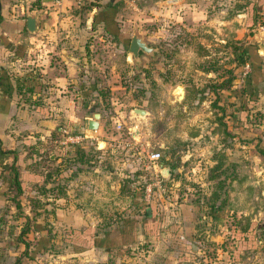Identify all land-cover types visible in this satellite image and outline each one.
<instances>
[{"label":"rangeland","instance_id":"obj_1","mask_svg":"<svg viewBox=\"0 0 264 264\" xmlns=\"http://www.w3.org/2000/svg\"><path fill=\"white\" fill-rule=\"evenodd\" d=\"M263 1L117 0V28L124 34V41L103 38L92 44L97 72L87 74L96 77L102 87L101 102L93 110L102 114L100 132L98 128L91 130L98 133L85 139L82 147L79 145L84 154L81 163L72 157L76 153L73 146L71 153L65 152V163L63 154L58 152L63 162L59 174L51 169L60 160L52 163L43 159V154L36 167L22 174L24 187L19 209L7 199L0 201V218L6 220L0 223V244L11 250L6 253L0 249V257L8 254L7 258L12 259V253L17 257L23 250L21 243L18 249L10 245L16 242L18 228L26 215L31 224V232L25 236L31 243L28 253L33 251L32 258L21 256L19 264H167L158 257V250L154 251L155 242L146 238L147 224H151L150 230L155 224L153 229L158 231L167 212L163 206L172 208L178 204L176 200L198 199V205H194L197 211L190 222L193 231L187 235L190 251H181L185 257L177 255L181 261L176 258L172 264H224L210 237L218 234L223 224L238 227L237 224L246 223V218L253 219L251 222L257 228L264 224V161L255 154L256 148L264 150V138L246 139L252 134L264 136V102L260 109L247 113L243 125L232 123V118L238 116L237 91L243 88L249 68L245 70V62L237 61L230 48L232 42L235 45L240 42L251 45L256 54L264 56V11L256 13L255 25L248 29L244 8L247 2H260L264 6ZM84 18L81 17V24L85 23ZM132 34L156 48L152 56L140 53L138 63L127 57ZM228 78L230 83H225ZM179 88H182L181 97H178ZM241 93L244 94V89ZM134 108L144 110V116L132 114ZM239 130H246L240 134L245 137L225 138V131L237 136ZM41 147H46V154L53 151L50 145ZM219 148L227 152L230 160H238L236 157L240 155L236 177L241 182H231L227 191L229 207L225 206L228 210L221 213L229 218L210 222L205 179L213 164V153ZM152 152L160 153L158 160L148 159ZM1 156L5 159L12 155ZM169 163L176 165L172 176L159 178V171ZM3 170L0 166V192L8 196L12 190L2 181ZM30 171L40 172L38 176L52 171L50 185L43 189L35 185ZM156 181L162 190L154 185ZM56 183L62 185L63 195L53 198L55 193L60 194L53 188ZM34 198L38 201H33ZM158 198L165 199V203L161 204ZM70 207L79 211L74 218L79 225L90 226L95 234L102 236L104 246L110 245V240L120 244L101 255L95 249L70 252L64 248L71 240L65 241L70 230L61 213L56 216L53 211L60 209L63 213V209ZM144 208L151 210L154 217H144ZM35 210L40 215L32 220ZM125 220H133L135 227L129 232L131 241L121 242L129 238V234L122 235L121 231ZM34 223L38 231L32 228ZM262 228L257 236L258 249L237 254L244 257V264H264ZM158 242L164 243L161 238ZM175 256L173 253L172 258Z\"/></svg>","mask_w":264,"mask_h":264},{"label":"crops","instance_id":"obj_2","mask_svg":"<svg viewBox=\"0 0 264 264\" xmlns=\"http://www.w3.org/2000/svg\"><path fill=\"white\" fill-rule=\"evenodd\" d=\"M116 1L97 0L95 3L88 1L80 5H71L70 1L66 0L59 12L54 8L51 0H0V150H9L14 153V165L18 166L20 174L24 175L30 168L36 167L38 160L47 153L45 152L46 147L41 146L47 144L53 148V151L48 153L50 160H54L59 153L63 155L66 151L71 153V146L74 145L62 144V140H59L60 137L63 138L60 129L68 128L71 134L82 135L84 139L79 143L81 147L85 139L94 135L92 133L100 132V120H102L100 113L97 122L99 130L91 132L87 128V122L91 118L93 110L101 102L100 91L102 88L96 77L90 78L87 77V74L88 72H97L96 64L93 65L92 60L94 58V54L91 53L92 44L102 41L103 38L116 39L114 35L108 34L104 30V27L112 23L119 27L117 6H112ZM13 8L16 10L18 8V10L15 11ZM110 10H112V16H104L103 13ZM27 15L36 18L35 32H29L26 29ZM81 17L85 19L84 24H81ZM118 31H121L120 28ZM262 52L264 53V50ZM259 55L264 77V56ZM89 64L90 66H88ZM244 85L243 83V88L237 91L238 111L236 112L238 116L235 115V118H232L234 125L237 123L243 125L247 113L254 109H260L261 102H264V83L248 85L251 89L255 88L252 105L247 104L248 95L245 92L241 93ZM262 112L264 113V111ZM61 122L63 123L60 124ZM243 131L239 130L237 136L231 132L234 135L233 139L245 137L240 135ZM255 137L264 138L263 135L252 134V136H246V139ZM241 143L244 144L245 141ZM240 152L242 151L240 150ZM255 154L261 161H264V155H260L256 150ZM236 158L238 159H235L236 162L239 161L240 164V155ZM7 159L10 162H7ZM56 161H59V158L52 163H57ZM6 162L10 165L12 156L3 159L0 154V166H5ZM167 168L169 171V167ZM36 174H40V172L30 171L31 179ZM2 175L4 176H1L2 181L8 188L10 182L8 170L4 168ZM228 195L227 193V200L230 199ZM6 199L7 195L0 192V201L3 202ZM158 200L161 201V204L163 201L165 203L163 198H158ZM227 206L229 207V205ZM163 207L167 212H164L165 220L162 228L155 234H148L146 238L151 243L155 242L154 251L158 250V257L167 264H172V261L178 258L177 255L181 256V251H190L191 241L187 240V235L193 231L190 222L193 221L197 209L188 203H178L172 208ZM222 210L227 211L228 209L223 208ZM78 212L70 207L63 209V213L62 210L56 209L54 215L58 216L61 213V216L65 218L68 230L84 231L90 226L79 225V222L74 219L77 218ZM242 214L245 215V213ZM217 215L220 220L223 219V222L229 218L228 214L221 213V211ZM249 220L253 221V219ZM14 227L18 228L17 225ZM229 227H231L229 223L223 224L219 233L210 238L215 243L216 252L220 251L219 256L224 264H244L245 260L242 261L244 257L240 255L248 250L258 249L257 244L260 241L255 235L254 241L250 243L251 248L246 249V241L237 240L234 242L225 235ZM36 231L38 230L36 229ZM39 231L40 233L44 232L43 229ZM256 231L257 228L253 233L255 234ZM93 233L92 242L89 245L86 244L87 242L82 244L65 243L64 248H68L70 252L95 249L101 255L108 254L110 249L120 244V242L112 241L110 245L104 246L102 236ZM160 238L164 243L158 242ZM221 245L222 247H220ZM10 246L18 249V242ZM219 247L220 249H218ZM0 249H4L3 252L6 251V253L11 251L7 250L6 244H0ZM233 251L240 255L231 261L229 257L233 255ZM173 253L176 255L175 259L172 258ZM12 254H14L12 259L7 258L8 254L0 257V264H15L16 253ZM183 257L185 255L181 256V258ZM245 258L248 259V257ZM179 261L181 260L179 259Z\"/></svg>","mask_w":264,"mask_h":264},{"label":"trees","instance_id":"obj_3","mask_svg":"<svg viewBox=\"0 0 264 264\" xmlns=\"http://www.w3.org/2000/svg\"><path fill=\"white\" fill-rule=\"evenodd\" d=\"M91 2H97V0H93ZM264 3V1H263ZM116 3L112 4L115 5ZM114 7V6H113ZM245 13H246V22L245 25L248 29H252L253 26L255 25V15L258 12H263L264 11V6L263 4H261L260 2L257 4L256 2H247L245 4ZM114 9V8H113ZM111 11H105L103 14L104 16H108L111 17ZM104 30L106 33L108 34H112L114 35V37L119 40L120 42L124 41V34L118 31L117 26L115 25V23L112 24H108L106 27H104ZM239 43L238 45H235L234 42L231 43V51L233 52V54H235V59L238 61H243L247 64L248 68H249V73L244 76V92L246 93L247 96V104H253V99L255 98L254 95V91L255 88L251 89L249 88L248 85L251 84H257L259 82H261L262 84L264 83V78L262 76V61L261 59L258 57V55L256 54L255 48L252 47L251 45H244V43H240V42H236ZM253 48V49H252ZM244 63V64H245ZM231 78V76H230ZM230 78H228L225 83H230ZM101 93V91H100ZM252 107V106H251ZM250 107V108H251ZM225 138L230 137L231 139H233V135L231 134V132H224ZM224 137V136H223ZM224 138V139H225ZM258 138H255V140L258 141ZM243 139H241L242 142ZM238 141H240V139H238ZM244 142V140H243ZM80 144H76L73 146V148L76 150L73 159L74 160H78V162L81 163V161H83V153L81 152V148L79 146ZM232 147V146H231ZM231 151V150H230ZM256 151L260 154V155H264V150L260 149V148H256ZM9 153L12 155V163L9 166H3V168L8 170L9 176H10V182H9V186H8V190H12V194H9L7 196V200L10 201L13 204V207L17 210L20 208V203H19V197L21 196L22 192H23V183L21 182L23 179L22 174H20L17 170V166L14 165L15 162V155L12 151H2L0 150V154H6ZM160 154V153H159ZM65 154L61 157H63V162L65 163ZM58 155H56V157L54 158V160H56L57 158H60ZM213 164L212 166L208 169L207 171V178L205 179L206 181V186L208 187V192H209V196L207 198V202H208V206H207V217L210 219V222L216 221L219 222L220 217H218L217 213L220 212L225 206H227V191H229L230 189V183L234 182V181H238L241 182L240 179H238V177H236V170H238L239 168V163L236 162V160H230L227 158V152L223 149V148H219L217 149L214 153H213ZM42 159V157H41ZM46 160H49L50 162L54 161V160H50L49 159V155L45 154L44 158ZM62 159L58 162V164L55 166V168L51 169L54 171L55 174H59L61 172V168L60 165L63 163L61 162ZM85 161V158H84ZM167 166L169 167V177L172 176V171L173 169L176 168L175 164L169 163L167 164ZM35 177H33V181L35 182V185H41L39 187H41L43 189V187H46L47 185H50L51 180L50 177L52 176V171H46L41 175H34ZM159 178L164 179L163 177H161V175L159 176ZM61 184L56 183L55 187H53L54 189H56V191L60 194L55 193V195L53 196V198L58 197L61 194ZM43 194H45L44 192H41ZM38 194V193H37ZM43 194H38V195H43ZM62 197V196H61ZM38 198H34L33 201H38L36 200ZM198 199H192L190 200V202H186L184 200H176V203H188L191 205H198L197 203ZM45 209V208H44ZM43 209V211H45ZM54 212V211H53ZM53 212L50 214H53ZM142 214L144 215V217H154V213L151 210H147V208H144V210L142 211ZM18 215H21L20 212L18 211ZM17 213L15 215V217L18 216ZM37 215L39 216L40 213L35 210L34 212V216H32V220L36 219ZM24 218V222L23 224L18 228L17 231V235H16V242L21 243L23 245V250L21 251L20 254H18L17 257H15V264H19L21 261V256L24 257H29L32 258L31 253L33 250H31L28 253V249H29V245L31 244L29 241L26 240L25 236L29 234L30 229H31V224H29V220L30 218H28L26 215H23ZM34 218V219H33ZM6 222V220H1L0 218V223ZM144 223V229L146 231V229L149 231V234L152 233H156V229L154 230L153 228H155V224H153L152 226V230H150L151 228V224H147V228H146V222ZM133 224V220H125V227L121 228L122 235L126 234L128 236L129 234V238L126 239L127 241H121V242H128L131 241L130 240V231L133 230L134 228H132ZM238 227L236 226H231L228 228V231L226 232L225 235H227L232 241L236 242L237 240H244L246 241V249H250V243L253 242L254 236L257 235L258 237L260 236L261 232L263 231L264 224L262 226H259V228H257L256 226H254V224L250 222V220L248 218H246V223L244 225H239L237 224ZM135 227V226H134ZM150 227V228H149ZM32 228L36 231V226L35 223L33 224ZM132 228V229H131ZM255 228L259 229L260 232H257L254 234L253 231L255 230ZM49 230L47 231V233L49 234ZM147 232V231H146ZM70 233L73 234L72 237H70ZM93 231L91 228H87L84 231H76V230H70L68 235H66L65 237V241H67L68 238H70L71 240L69 241V243H75V244H82V243H86L89 245V243L92 242V237H93ZM240 236V237H239ZM239 237V238H238ZM238 238V239H237ZM109 240V237H108ZM102 241L104 242L105 240L102 239ZM110 242H112L110 240ZM37 244V242H36ZM39 244V243H38ZM106 246V245H105ZM252 246V244H251ZM48 247V246H47ZM36 248V245H35ZM53 254H55L54 252H52ZM233 255H231L229 257V260L234 261L236 259V257L238 255V252L234 251L232 252ZM235 254V255H234Z\"/></svg>","mask_w":264,"mask_h":264},{"label":"water","instance_id":"obj_4","mask_svg":"<svg viewBox=\"0 0 264 264\" xmlns=\"http://www.w3.org/2000/svg\"><path fill=\"white\" fill-rule=\"evenodd\" d=\"M90 21V20H89ZM26 29L29 32H35L36 31V25L37 21L36 18L32 15H27L25 20ZM156 51L155 47H152L144 40L142 37H140L137 34H132V36L129 39L128 48H127V57L131 59L134 63L139 62V54L143 53L148 56H152L153 52ZM180 92L178 93V97L182 96V88H179ZM132 114H136L138 117H143L145 114V111L142 109H131ZM100 114L98 112H93L91 115V118L87 122V128L89 130H95L97 128V122L99 120ZM161 176H168L169 171L167 167H164L160 170Z\"/></svg>","mask_w":264,"mask_h":264},{"label":"built area","instance_id":"obj_5","mask_svg":"<svg viewBox=\"0 0 264 264\" xmlns=\"http://www.w3.org/2000/svg\"><path fill=\"white\" fill-rule=\"evenodd\" d=\"M51 1H52V5L54 6V8L60 12L65 0H51ZM69 1H70L71 5L72 4L73 5H80L84 2L93 1V0H69ZM244 68H245V70H247V68H248L246 63L244 64ZM60 131L63 134L62 143H64V144H72V145L74 144L75 145V144H79L84 139L83 136L80 134H71L70 131L66 128H62V129H60ZM159 157H160L159 152H152L148 155V159L151 161L158 160ZM154 185H157L158 188H160L162 190V187L159 185L158 181L154 182ZM148 187L146 188L147 191L149 190Z\"/></svg>","mask_w":264,"mask_h":264}]
</instances>
